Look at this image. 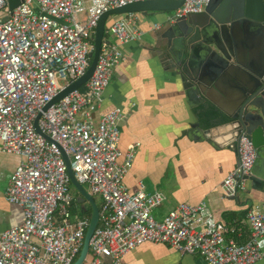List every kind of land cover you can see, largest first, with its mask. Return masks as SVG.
<instances>
[{
    "label": "built area",
    "instance_id": "1",
    "mask_svg": "<svg viewBox=\"0 0 264 264\" xmlns=\"http://www.w3.org/2000/svg\"><path fill=\"white\" fill-rule=\"evenodd\" d=\"M133 1L143 0H20L12 9L8 0H0V151L23 158L4 191L9 203L22 208L23 220L0 233V264H73L78 258L90 218L72 219L77 202L60 147L76 180L100 200L98 224L81 264H122L127 253L146 242L197 254L207 264H253L264 256V210L256 204L244 217L249 238L238 243L226 239L234 228L216 220L203 200L179 203L157 220L154 211L162 205L163 193L145 191L143 185L128 190L124 177L139 143L119 149L122 108L106 112L98 123L94 113L124 59L122 46L145 34L139 13L115 16L106 25L107 36L85 88L43 110L87 70L100 15ZM209 1L184 0L166 22L200 12ZM38 113V126L52 141L35 130ZM237 155V164L222 181L228 196L246 189L245 177L255 162V148L245 135Z\"/></svg>",
    "mask_w": 264,
    "mask_h": 264
},
{
    "label": "crops",
    "instance_id": "2",
    "mask_svg": "<svg viewBox=\"0 0 264 264\" xmlns=\"http://www.w3.org/2000/svg\"><path fill=\"white\" fill-rule=\"evenodd\" d=\"M157 13L137 15L145 34L141 39L122 46L124 59L114 68L94 119L98 123L101 116L111 109H123L124 116L119 123V149L124 152L130 143H139L124 182L131 192L143 185L145 191L159 190L163 193V203L154 211L155 219L162 220L179 203L196 204L203 200L216 220L234 228V232H226V239L244 243L250 235L244 217L254 204L264 210V193L250 189L247 180L245 190H240L235 196L226 195L222 181L237 164V152L214 146L206 138L197 140L187 134L192 131L191 125L199 121L194 109L206 103L191 105L179 78L160 61L155 44L156 39L162 36L169 14L162 19ZM153 14L158 20L150 25L144 23L150 21ZM114 18L112 16L110 22ZM155 24L160 27L154 29ZM213 99L216 103L208 104L228 108L221 94L214 93ZM197 135H201L200 132ZM0 155L7 156L4 162L7 174L0 177L1 233L23 220L22 208L9 203L4 196L9 177L23 158L1 151ZM122 160L120 157L118 161ZM85 210L87 207L82 206L81 212ZM122 264L207 263L197 254H181L166 244L146 242L127 253ZM253 264H264V256Z\"/></svg>",
    "mask_w": 264,
    "mask_h": 264
},
{
    "label": "water",
    "instance_id": "3",
    "mask_svg": "<svg viewBox=\"0 0 264 264\" xmlns=\"http://www.w3.org/2000/svg\"><path fill=\"white\" fill-rule=\"evenodd\" d=\"M20 0H8L9 8ZM184 0H143L111 8L103 12L95 27L94 49L85 73L67 85L43 108L80 88L92 76L110 16L130 12L147 16L156 12H174ZM162 36L156 39V51L167 70L181 81L186 99L194 106L214 103L219 93L228 108L216 105L219 116L204 127L200 121L192 124L189 137L232 149L237 152L239 139L245 135L255 148L256 158L245 178L250 189L264 193V0H210L200 12L188 13L173 22L165 23ZM216 103V102H215ZM35 130L52 141L38 126ZM201 135H197L199 133ZM76 202H87L91 208L90 221L78 258H85L90 238L98 224L99 209L94 197L79 183L71 170L69 158L60 147ZM250 189L247 192H250ZM238 195V194H237Z\"/></svg>",
    "mask_w": 264,
    "mask_h": 264
},
{
    "label": "rangeland",
    "instance_id": "4",
    "mask_svg": "<svg viewBox=\"0 0 264 264\" xmlns=\"http://www.w3.org/2000/svg\"><path fill=\"white\" fill-rule=\"evenodd\" d=\"M158 13H160V15L162 16V19H163V17L165 16V15H170V14H172V12H158ZM157 13V14H158ZM138 14V13H137ZM114 16H119V15H114ZM112 19V16H110V18L108 19V21H107V23H106V25H107V27L110 25V20ZM158 20V18H157V16H155V14H153V15H151V18H150V21H145L144 23H147L148 25H150V24H152L153 22H155V21H157ZM151 22V23H150ZM58 83L59 84H63L64 82L62 81V80H59L58 81ZM6 158H7V156H5V155H0V177L1 176H6V171H5V164H4V162L6 163ZM10 178V177H9ZM72 193H73V195L76 197L77 196V192L75 191V189L72 187ZM94 199H95V201H96V203H97V205H99L100 204V200H99V198L98 197H94ZM82 206H86L87 207V209H88V211H89V204H87L86 202L85 203H82V204H77V208L76 209H73V215H72V219L73 220H75L76 218H78L79 216H80V214H81V207ZM158 220H160V219H158Z\"/></svg>",
    "mask_w": 264,
    "mask_h": 264
},
{
    "label": "trees",
    "instance_id": "5",
    "mask_svg": "<svg viewBox=\"0 0 264 264\" xmlns=\"http://www.w3.org/2000/svg\"><path fill=\"white\" fill-rule=\"evenodd\" d=\"M104 36L106 37V33L104 34ZM85 87L82 86L81 89H84ZM215 108L210 105V104H205L199 108L194 109L195 113L197 114L199 121L201 122V124L205 127L210 126V121L215 117L218 116L217 112H215L214 110ZM76 203V202H75ZM90 208V207H89ZM81 214H85L86 216H88L90 218V214H91V209L85 210L84 212L82 211Z\"/></svg>",
    "mask_w": 264,
    "mask_h": 264
}]
</instances>
